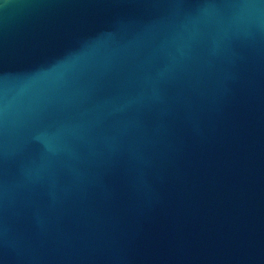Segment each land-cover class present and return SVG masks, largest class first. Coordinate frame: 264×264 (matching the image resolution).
Returning <instances> with one entry per match:
<instances>
[{"label": "water", "instance_id": "water-1", "mask_svg": "<svg viewBox=\"0 0 264 264\" xmlns=\"http://www.w3.org/2000/svg\"><path fill=\"white\" fill-rule=\"evenodd\" d=\"M0 264H264V0H0Z\"/></svg>", "mask_w": 264, "mask_h": 264}]
</instances>
